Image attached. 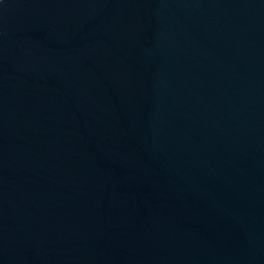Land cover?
<instances>
[{
	"label": "water",
	"instance_id": "water-1",
	"mask_svg": "<svg viewBox=\"0 0 264 264\" xmlns=\"http://www.w3.org/2000/svg\"><path fill=\"white\" fill-rule=\"evenodd\" d=\"M0 264H264V0H0Z\"/></svg>",
	"mask_w": 264,
	"mask_h": 264
}]
</instances>
